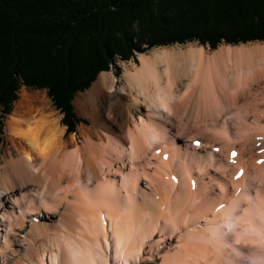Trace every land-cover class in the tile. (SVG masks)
<instances>
[{"label": "bare ground", "instance_id": "6f19581e", "mask_svg": "<svg viewBox=\"0 0 264 264\" xmlns=\"http://www.w3.org/2000/svg\"><path fill=\"white\" fill-rule=\"evenodd\" d=\"M138 57L117 92L102 72L74 101L96 129L80 127V144L46 95L19 94L0 166V264H132L150 240L160 264H264V45ZM108 89L117 126L95 122Z\"/></svg>", "mask_w": 264, "mask_h": 264}, {"label": "trees", "instance_id": "16d2710c", "mask_svg": "<svg viewBox=\"0 0 264 264\" xmlns=\"http://www.w3.org/2000/svg\"><path fill=\"white\" fill-rule=\"evenodd\" d=\"M255 41L264 42V0H0V103L10 115L21 81L70 117L74 94L116 56Z\"/></svg>", "mask_w": 264, "mask_h": 264}, {"label": "rangeland", "instance_id": "374dc122", "mask_svg": "<svg viewBox=\"0 0 264 264\" xmlns=\"http://www.w3.org/2000/svg\"><path fill=\"white\" fill-rule=\"evenodd\" d=\"M255 44H261L264 45V42H248V43H244V44H238L236 46H241V45H247V46H251V45H255ZM188 45H192V46H196V47H203L207 50V52L211 53L213 51H215L216 49L220 48L221 46H231V45H225V44H220L216 49L214 50H211L209 48V46H199V44H197L196 42H191V43H187V44H183V45H173V46H168V47H159V48H169V49H175V48H183V47H186ZM234 47V46H233ZM159 48H153L152 50H149V51H145L143 53H140V54H149L151 52H153L154 50L156 49H159ZM139 55V54H138ZM138 55L136 54L133 58L129 59L128 61H122L120 60L119 57H115L114 60H112L111 63L108 64V70L107 71H102V72H105L107 73V80L110 84H113L114 81H115V92L118 91V88L121 87V85L123 84V81H121L120 83V76L122 75V73L125 71V69H127V67L131 66L130 64L131 63H136L138 64ZM137 61V62H135ZM127 66V67H126ZM100 72V74L102 73ZM100 74H97L95 80L89 85V87L87 89H85L84 91L82 92H76L70 102V110H69V115L70 117H68L67 115L65 116V114L61 113L60 110H57L55 109L52 101L50 100V98L47 96V91L46 89H35V88H27L25 85H23V83L21 81H19V88L18 90L16 91V100L11 104L10 106V113H12L13 109H14V106L16 104V102L18 101L19 99V94H21L22 92H26L28 95H34L36 94L37 92H40L42 93L43 95H46V99L43 98V101L44 103H46V107H48V109H50V112L54 113V115L56 117L59 118V124H61L64 128H65V134L68 135L67 137L70 136V134H73L75 135L76 139H77V142L80 144L82 142V139L79 137L80 136V127H82L84 125L85 128L91 130V131H95L96 129L93 128L92 126V122L88 120L87 117H85L84 115H82V113H80L78 111V109L76 108V105L74 104V101L80 97L81 95L84 96L87 91L91 88V86L97 81L98 77ZM18 80H20L18 78ZM109 84V85H110ZM106 92V95L103 96V97H100L99 100L96 101V104H95V115L97 116L95 118V122L98 123V122H107L108 124H113V126L115 125V122H113V117H115L117 123H116V126L118 125V122H119V112L116 110V106H115V100H113L112 97L109 96L110 94V90H105ZM108 93V94H107ZM41 95V96H43ZM108 97V98H107ZM120 97H122L123 99L121 100V105L123 106H126V96L124 95H121ZM102 99V100H101ZM115 107V108H114ZM264 109V107H263ZM261 109V110H263ZM261 110H258V114H264L262 112H260ZM4 106L0 103V122H1V134H0V166L4 164V162L8 161L9 160V155H8V148H9V141H10V137H9V133H7V130H6V126H5V123L6 121L8 120V118L10 117V115H5L4 113ZM89 112V111H88ZM252 113H249L248 112V116H253V114L255 113V111H251ZM9 113V114H10ZM112 114L114 116L112 117H108L109 114ZM115 113V114H114ZM65 118L67 119V121L71 124L69 125L72 126V129L73 131H70L66 125H63L60 121ZM83 120V122H80L79 120ZM60 125V126H61ZM115 126V128H116ZM124 138L121 139V141L124 143V144H127L128 143V140L126 139L127 137V132H125L124 134H122ZM175 140L174 141H177L178 139L175 137L174 138ZM189 168V166L187 167ZM196 181V180H195ZM214 189H216V187H214ZM57 194V192H56ZM54 196V195H53ZM50 198V197H49ZM49 198H46L47 200ZM30 199H35V195H32V196H29L22 204L19 205V207L23 206L26 204V201L29 202ZM214 202V201H213ZM212 202V203H213ZM205 204V203H203ZM28 205V204H27ZM178 220L180 223H182L184 226H186V222H188V224L191 226L192 225V222H190V214L186 213V212H181V213H178ZM208 217V216H206ZM200 224V222L198 223ZM183 227H179V230L181 232ZM162 236H167V235H163L161 233H158L156 235V238L154 241L156 240H159V237ZM187 236V234L185 235ZM185 236H184V239H185ZM163 242H171V243H174V241L171 239H168V238H165L163 240ZM153 241L150 240L149 243L146 245L145 244V252H144V255L143 257H141L138 262H136V260H134L132 262V264H160V260L158 256H156V253L158 251V247H153ZM162 246V245H161ZM151 251V252H150ZM153 255L152 256V262L149 263L148 261H146V258L149 256V255ZM112 256V255H111ZM112 258V257H111ZM242 259V263L241 264H249V259L247 258H241ZM131 263L130 261L127 263L129 264ZM112 264V263H111ZM115 264V263H113ZM116 264H120L118 261H116ZM122 264V263H121Z\"/></svg>", "mask_w": 264, "mask_h": 264}, {"label": "snow or ice", "instance_id": "6c2138e0", "mask_svg": "<svg viewBox=\"0 0 264 264\" xmlns=\"http://www.w3.org/2000/svg\"><path fill=\"white\" fill-rule=\"evenodd\" d=\"M257 148H259V150H260L261 152H264V145H260V144H258V145H257ZM236 156H237V152L232 151V152L230 153V161H231L232 163L235 162V157H236ZM257 163H264V160L257 161ZM242 174H243L242 170L239 171V172H237V176H236V178H239V176L242 175Z\"/></svg>", "mask_w": 264, "mask_h": 264}]
</instances>
